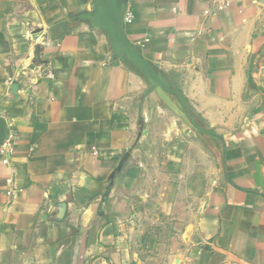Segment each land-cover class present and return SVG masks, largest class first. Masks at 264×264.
<instances>
[{
	"label": "crops",
	"instance_id": "1",
	"mask_svg": "<svg viewBox=\"0 0 264 264\" xmlns=\"http://www.w3.org/2000/svg\"><path fill=\"white\" fill-rule=\"evenodd\" d=\"M8 136L0 264H264V0H0Z\"/></svg>",
	"mask_w": 264,
	"mask_h": 264
},
{
	"label": "water",
	"instance_id": "2",
	"mask_svg": "<svg viewBox=\"0 0 264 264\" xmlns=\"http://www.w3.org/2000/svg\"><path fill=\"white\" fill-rule=\"evenodd\" d=\"M120 38H121L123 45L127 48V50L130 52V54L147 70V72L149 73V75L153 79V81H155L158 84H161L158 76L155 74V72L153 71L150 64L142 58V56L136 50V48L132 44H130L127 40H125L124 38H122V37H120ZM34 58L35 59L38 58V48L37 47L34 48ZM126 157H127V153L120 159L118 166H117V169H119L123 165ZM253 179H254L257 186L264 188V180L262 179V177L260 175L258 163L255 164V172L253 175Z\"/></svg>",
	"mask_w": 264,
	"mask_h": 264
},
{
	"label": "built area",
	"instance_id": "3",
	"mask_svg": "<svg viewBox=\"0 0 264 264\" xmlns=\"http://www.w3.org/2000/svg\"><path fill=\"white\" fill-rule=\"evenodd\" d=\"M227 4H228V3H227L226 1H224V2H218V3H216V5H215V9H216V10H222V9H224V8L227 6ZM204 13H205L206 15H208V14L213 13V10H209V9H207V10H205ZM132 19H133V10H132L130 7H127V8L125 9V12H124V21H125L126 23H129V22L132 21ZM10 151H11V137L8 136V137L5 139V141L2 143L1 147H0V152H1L2 155H3L2 162H3L4 164L8 163V161H9V154H10Z\"/></svg>",
	"mask_w": 264,
	"mask_h": 264
}]
</instances>
